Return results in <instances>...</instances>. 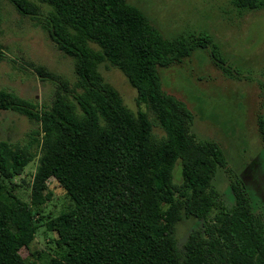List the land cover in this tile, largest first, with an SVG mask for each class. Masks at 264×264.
Wrapping results in <instances>:
<instances>
[{"label": "trees", "instance_id": "1", "mask_svg": "<svg viewBox=\"0 0 264 264\" xmlns=\"http://www.w3.org/2000/svg\"><path fill=\"white\" fill-rule=\"evenodd\" d=\"M7 1L32 17L40 15L38 3L51 7L41 25L75 58L79 79L50 107L0 89V110L39 124L24 144L0 140V264H31L20 250L42 226L35 207L47 201V180L34 178L28 202L15 194L14 179L38 156L40 170L73 202L43 222L57 234L58 255L46 264H264V219L247 184L232 182L233 205L222 200L212 182L227 165L224 149L215 140L198 141L190 133L194 113L162 88L160 70L198 49H209L215 63L234 75L213 37L192 32L166 38L127 0ZM232 2L240 9L264 8V0ZM5 58L0 46V62ZM106 61L126 75L152 117L134 112L105 80L99 67ZM155 123L164 137L155 136ZM259 129L264 140V113ZM179 161L181 184L174 180ZM185 217L204 223L180 249L176 231Z\"/></svg>", "mask_w": 264, "mask_h": 264}, {"label": "rangeland", "instance_id": "2", "mask_svg": "<svg viewBox=\"0 0 264 264\" xmlns=\"http://www.w3.org/2000/svg\"><path fill=\"white\" fill-rule=\"evenodd\" d=\"M38 3L36 0H31ZM139 7L159 28L164 37L174 38L192 32L209 33L232 76L212 59L209 49H198L181 63L162 68V88L184 101L194 113L190 133L198 141H217L225 151L227 165L218 168L212 185L227 205H233L231 184L244 181L252 196L255 212L264 219V140L259 119L264 113V8L249 10L236 7L232 0H127ZM40 5V15L21 14L9 1H1L0 46L6 58L0 62V89L16 92L23 98L50 107L65 88L78 82L76 60L66 55L41 25L51 7ZM105 80L121 94L134 112L152 113L138 102V92L126 75L106 61L99 67ZM237 70V72H236ZM37 122L10 110H0V140L24 144ZM157 138L165 131L154 125ZM181 162L175 165L174 180L183 182ZM47 180L43 191L47 201L38 210L42 218L35 240L22 248V257L31 264H46L56 254V232L43 223L72 207L64 187L46 170L39 168V156L14 179L15 194L31 202L36 176ZM214 214V213H213ZM161 225L165 223L159 221ZM203 220L185 217L178 225V247L183 249L189 233L203 225Z\"/></svg>", "mask_w": 264, "mask_h": 264}]
</instances>
